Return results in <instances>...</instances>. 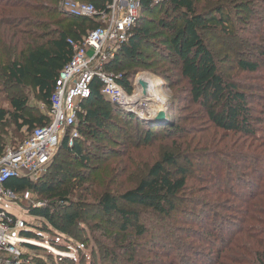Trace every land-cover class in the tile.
Returning <instances> with one entry per match:
<instances>
[{
    "label": "trees",
    "instance_id": "obj_1",
    "mask_svg": "<svg viewBox=\"0 0 264 264\" xmlns=\"http://www.w3.org/2000/svg\"><path fill=\"white\" fill-rule=\"evenodd\" d=\"M73 1L91 4L97 11H104L110 2ZM58 2L59 0H0V85L7 91L8 106L4 108L0 98V130L5 132L10 126L14 128L12 133H5L7 137L11 136L10 140L0 137V156L9 141L12 146H17L26 138L15 141V133L27 132L28 135L34 129L50 123V97L55 80L73 55L68 40L81 42L90 31L101 26L97 18L88 19L59 11ZM140 2V15L131 37L119 47L112 60L103 64L101 70L119 76L118 84L130 94L133 91V75L127 70L130 65L143 64L145 50H153L158 56L167 59L177 58L192 102L203 110L215 131L222 132V137L219 138L221 142L230 139L231 150L227 159L238 160L237 157H242V163L249 165L254 159L264 158V128L258 127L264 126V110L259 113L255 109L254 106L259 103L255 102L253 94L264 93V88L262 85H249L226 78L218 69L203 38V34L210 28L219 29L231 37V30L228 34L227 27L232 18L246 23V18L253 14L252 2L237 1L228 14H223L224 8L221 6L201 12L198 9L199 0ZM167 9L175 14L172 19H167ZM262 37L264 42V34ZM261 58L264 59V53ZM238 68L247 74L258 71L257 64L242 61ZM100 89L101 83L95 80L91 84L90 97L81 103L84 114H80L78 119L79 139L69 147L67 135L65 136L45 174L35 182L27 178H11L5 184L6 188L15 193L29 191L45 201L40 208L28 209L39 226L34 230L23 231L21 235L25 240L40 237L35 233L38 230L63 238L62 248L83 246L82 250L77 251V260L59 261L66 264H83L88 256L85 253L87 245L71 230L80 222L83 214H88L87 208L92 204H96L106 217L112 214L120 217L124 232L132 229L142 238L146 236V232L138 216L131 211L122 210L119 205L123 203L145 207L162 218L170 219L178 212L176 201L180 200V195L186 192L188 185L186 172L176 165L177 158L173 152L165 150L158 159L150 157L148 160H141V150L151 145L160 134H163L161 138L174 137L175 145L190 136L178 126L176 117L168 111L173 121L172 127L145 124L112 104L101 94ZM30 94L36 103L44 106V113L39 111L37 104L32 107L29 105ZM123 126L128 129H123ZM113 132L124 133L125 144L133 139L139 143L132 144L123 151L103 146L104 142H112ZM236 136H240L242 143H239V139H234ZM93 148L106 156L96 159V166L92 165V157L88 153ZM235 149L240 152L237 153ZM183 153L188 154L189 148ZM63 156L67 158L66 161L60 159ZM122 166L131 170L130 175L140 174V177L136 178L131 188L113 194L110 192L111 186L116 183V173ZM227 167L224 168L227 171L224 186L226 190L232 189L229 195L234 197L236 195L232 182L239 178L232 173L231 163H227ZM260 178L262 180L263 176ZM252 180L254 177L247 182L249 188H252L249 186ZM204 182L202 178V183ZM263 185L264 179L263 184L255 189L258 193L253 200L264 197ZM222 193L225 195V192ZM77 195L82 199L79 202L75 200ZM199 202L200 208L204 210L210 204L209 201ZM249 204L250 208L242 211L243 215L245 213L243 227L226 244L222 222L218 227L221 230L218 235H215L216 223L210 222L211 229L206 222L197 224L199 228L207 230L203 240L211 247L208 256L216 252L209 264H264V213L261 207H256V203ZM191 214L194 216V212ZM184 231L191 233L189 228ZM187 238H191V235ZM215 240L221 244L216 245ZM22 246L28 250L44 251L27 243L22 244L21 248ZM56 246L61 249L60 245ZM49 259L54 260L52 256Z\"/></svg>",
    "mask_w": 264,
    "mask_h": 264
},
{
    "label": "rangeland",
    "instance_id": "obj_2",
    "mask_svg": "<svg viewBox=\"0 0 264 264\" xmlns=\"http://www.w3.org/2000/svg\"><path fill=\"white\" fill-rule=\"evenodd\" d=\"M66 1L71 0H59L57 4L59 11L68 13L64 11ZM237 1H251L252 16L246 18V23L232 18V22L227 27L228 34L231 30V37L219 29L210 28L203 34L204 43L213 54L218 69L226 78L249 85H262L264 88V59L261 58L264 53L262 37L264 34V0H199L198 9L201 12H207L214 7L221 6L224 8L223 14H228ZM174 15L172 10L168 11L167 9V19L169 17L172 19ZM166 37L164 36V38ZM144 52L143 64L141 66L130 65L127 70L133 75L131 81L133 91L130 94L128 93V96L134 98L136 95L138 87L135 85V78L145 72L150 74V76L156 78L153 89L165 105L163 109L165 108L171 112L176 117L178 126L183 128L185 133L190 134V136L183 142L178 141L175 145L174 137L161 138L163 134H160L151 145L141 150L143 153L141 160L145 161L150 157L158 159L165 150L173 152L177 158L176 165L186 172L187 190L183 195H180V200L176 201L178 212L170 219L162 218L145 207L123 203L119 205L122 210L131 211L138 216L139 222L146 232V236L142 238L135 230L130 229L124 232L121 218L115 214L106 217L96 204H92L90 208H87L88 214H83L80 222L71 231L87 245L88 250L85 253L88 256L83 260V264H209L210 259H213L216 252H212L208 256L211 247L203 240L207 230L199 228L197 224L206 222L211 229L210 222L216 223L215 235H218L221 232L218 227L222 222L221 227L224 229L225 237L224 244H226L243 227L245 213L243 215L242 211L250 208L249 203H256V207H261V211L264 213V197L253 200L258 193L255 189L263 184L264 158L254 159L249 165L242 163V157H237L238 160L227 159L226 156L231 150L230 139L221 142L219 138L222 137V132L215 131L214 126L208 121L203 110L192 102L188 86L181 76L179 60L175 57L167 59L158 56V53L153 50H145ZM240 61L257 64L258 71L255 74L243 73L238 68ZM253 94L256 97L255 102L259 103L254 107L261 113L264 110V93L255 92ZM6 96L7 91L0 85V98L4 108L8 107ZM29 97V105L31 107L35 106L36 102L32 94ZM147 101L150 103L152 98ZM149 103H145L143 106H148ZM129 110L125 109L123 111H128L126 113L137 117L145 124L163 127L155 122L157 115L146 117L145 112L147 110L142 112L144 110L139 104L138 109L133 107L131 111ZM39 111L44 113L45 108L40 107ZM259 116L263 117L262 114H259ZM258 127L260 129L264 128V126ZM123 129L127 130L128 128L123 126ZM13 130L12 126L5 132L0 130V137L4 136L5 139L10 140L11 136L7 137L5 133H12ZM26 133H15V141H22L26 137ZM113 134L112 142H104L102 143L103 146L110 147L115 151H123L127 150L130 145L139 143L136 139H133L125 144L124 133L117 134L113 132ZM239 137L236 136L234 139H239V143H242V139ZM200 142L201 144H199ZM192 144L193 147L191 148ZM12 145V142L9 141L6 147ZM188 148L189 153L183 155V152ZM235 151L240 152L237 149ZM234 152L232 155H234ZM88 153L92 157L93 166L98 164L95 161L96 159L106 157L95 148L89 150ZM60 159L67 160L64 156ZM227 163L233 165L231 171L237 176V179L239 178L232 182L236 195L234 197L229 195L232 189L227 188L226 190L224 186V179L227 175L224 168H228ZM130 174L131 170L124 169L122 166L116 173L117 180L111 186L110 192L116 194L118 191L131 188L136 178L140 177V174ZM245 174H248V176H245ZM262 176L261 180L260 177ZM251 177H254V180L249 183V186L252 187L249 188L247 182ZM202 178L205 180L204 183H202ZM222 192H225V195ZM75 200L79 202L82 199L77 195ZM200 200L210 202L207 208L204 207L205 210L200 208ZM9 202L26 210L40 208L45 203L44 200L38 199L29 191L16 193ZM181 202H184V204H181ZM208 211H210L209 214ZM192 212H194V216H192ZM188 228L191 233L184 231ZM35 233L40 237L31 240V242L34 247L44 251L28 250L22 246L21 253L23 254L20 257L0 252V264H66L59 261L61 259L77 260L78 245H72L65 249L62 248L63 238L38 230ZM188 235H191V238H187ZM215 244L221 243L215 240ZM56 245H60L61 249ZM50 256L54 260H50Z\"/></svg>",
    "mask_w": 264,
    "mask_h": 264
},
{
    "label": "built area",
    "instance_id": "obj_3",
    "mask_svg": "<svg viewBox=\"0 0 264 264\" xmlns=\"http://www.w3.org/2000/svg\"><path fill=\"white\" fill-rule=\"evenodd\" d=\"M64 8L70 15L97 18L101 26L90 31L81 42L68 40L73 55L55 80L50 97V123L34 129L17 146L5 147L0 156V252L17 257L23 254L22 244L34 245L24 239L22 232L37 229L39 224L29 210L9 202L16 193L5 187L6 182L11 178L37 181L46 172L65 136L69 147L79 139L78 119L84 114L81 103L90 97L95 80L101 83V94L120 109L125 111L126 104L134 100L118 84L119 76L101 69L131 37L141 11L140 0H110L104 11L71 0L64 3ZM82 249V245L77 246V250Z\"/></svg>",
    "mask_w": 264,
    "mask_h": 264
},
{
    "label": "bare ground",
    "instance_id": "obj_4",
    "mask_svg": "<svg viewBox=\"0 0 264 264\" xmlns=\"http://www.w3.org/2000/svg\"><path fill=\"white\" fill-rule=\"evenodd\" d=\"M155 80L156 78L150 76V74H147V73H143V74H140L139 76L136 77L135 79V84L138 85V83L140 81H143L145 83H147L149 85V88H148V91L146 93V95H143V91L141 90V88L138 86L137 88V92H136V95L135 97L133 98L134 100H132L135 105V108L138 109V104L140 107H142V110H147L145 112L142 111V112H145L146 114V117L148 116H151V117H155L157 115V113L161 110H163V107L165 106L163 104L162 101H160L159 97L154 93V89H153V86H154V83H155ZM140 92H141V96H140ZM143 99H147L149 100V98L151 99L152 98V101H147L146 99L143 100ZM148 97V98H147ZM163 98V97H162ZM145 103H149L148 106L146 105L145 107L143 105H145ZM165 109V108H164Z\"/></svg>",
    "mask_w": 264,
    "mask_h": 264
},
{
    "label": "water",
    "instance_id": "obj_5",
    "mask_svg": "<svg viewBox=\"0 0 264 264\" xmlns=\"http://www.w3.org/2000/svg\"><path fill=\"white\" fill-rule=\"evenodd\" d=\"M137 86H139L141 88V90L143 91V95H146L148 88H149V85L143 81H140ZM133 107H135L134 103L129 102L126 104L125 108L126 109H133ZM155 122L158 125H162V126H167V127L173 126V121L169 117L168 111L166 109L165 110L163 109V110L158 112V114L155 118Z\"/></svg>",
    "mask_w": 264,
    "mask_h": 264
},
{
    "label": "crops",
    "instance_id": "obj_6",
    "mask_svg": "<svg viewBox=\"0 0 264 264\" xmlns=\"http://www.w3.org/2000/svg\"><path fill=\"white\" fill-rule=\"evenodd\" d=\"M37 104V106L39 107V109H40V106L42 105V104H40V103H36Z\"/></svg>",
    "mask_w": 264,
    "mask_h": 264
}]
</instances>
